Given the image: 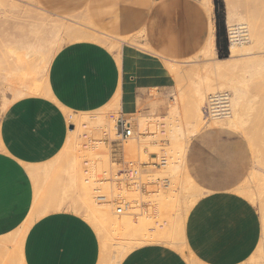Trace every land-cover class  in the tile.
<instances>
[{
    "label": "crops",
    "instance_id": "obj_1",
    "mask_svg": "<svg viewBox=\"0 0 264 264\" xmlns=\"http://www.w3.org/2000/svg\"><path fill=\"white\" fill-rule=\"evenodd\" d=\"M36 1L49 15H87L95 29L105 35L140 32L141 42H147L152 49L139 57L137 46L123 43L118 63L113 51L99 42L66 43L55 52L45 74L52 98L20 96L0 112V264H98L97 231L70 207L37 217L19 236L35 198L36 177L27 168L35 166L41 177V169L61 152L73 126L65 110H98L119 91V115L135 113L142 105L148 111L144 100L149 91L163 92L171 84V76L161 67L162 59L180 60L195 55L207 35V18L197 0ZM212 19L217 54L214 2ZM0 92L3 93L1 86ZM111 145V161L124 165L120 140ZM184 165L201 191L183 224L188 250L202 264H243L261 233L257 209L233 189L250 170L246 141L228 126L203 127L189 139ZM44 172L49 175V168ZM37 180L43 190L44 184ZM141 191L145 195L157 194L155 190L148 193L146 185ZM43 193L39 196L42 202L47 195ZM148 205L141 202V207ZM175 225L173 217L176 234ZM118 264L189 263L176 247L155 241L132 247Z\"/></svg>",
    "mask_w": 264,
    "mask_h": 264
},
{
    "label": "rangeland",
    "instance_id": "obj_2",
    "mask_svg": "<svg viewBox=\"0 0 264 264\" xmlns=\"http://www.w3.org/2000/svg\"><path fill=\"white\" fill-rule=\"evenodd\" d=\"M262 1L264 0H222L224 17L223 22L227 41V55L224 57H229V41L231 35L230 29H228L229 26H227L226 21L225 8L227 4L230 6L231 11L233 12L231 23H243L241 24L243 27H241V25L239 26L242 33H240L239 35V41L243 39L241 41V46L245 48L244 52H241V54H239L238 56L230 59L232 63L233 61L235 62V66L231 67V71H229L226 76L219 79L217 74L211 73L209 72V70L203 68L204 65L214 63L217 58H224L220 57L218 52L216 54V50L215 55L208 61H204V58L199 57L196 54L192 57L180 59L177 61L167 60L163 58L162 60L170 65L167 74H169L172 78L171 84L163 92H160L161 90L157 92V90L155 89H151L149 91V95L144 100L149 108L148 111L143 109L146 105H142L140 110L136 111L135 113L126 115V117L130 119L132 124L131 136H128V139L120 138V136L116 134V129L115 133H113L108 127L97 129L93 125L80 127L75 126V131L77 133L76 139L72 141V143H70L65 152H61L59 156L57 155L53 159V164L51 163V167H49L50 174L46 177L45 175H42L40 177V181L42 182L41 185L44 184L46 188L48 187L50 189L49 192H51L52 196H46L43 202H47L50 199L51 202L57 198L67 202L71 200L70 198H72L73 202L76 201L75 203H79L78 198H80V196L78 195V192H80V188L78 184L80 181L79 178H82L83 184L85 183V185L88 187V192L93 203H104V205H106L109 209L108 218L113 219L115 217L117 220H121L127 217L131 218L134 221H138V219L143 216L142 214L148 216L150 225H147L146 230L150 226L151 227L147 230L148 232L146 233L144 232L146 230L142 231V229L139 230L137 228L128 229L126 231L124 230L125 233L123 232V230L121 232V229H119V231L111 230L109 229L110 227H107L105 229L107 232V241L109 244L107 253L105 255L107 264H115V262L116 264H118L123 255H125L132 246L134 247L136 246V244L139 245L138 241H140V243L142 244L146 241L147 243L151 242L152 239V242H154V240L156 239V242L161 241L170 243L171 241L172 244V241L176 238V235L178 236L180 234L179 232H182L183 227L181 226L183 225V220H185L187 214V211H182V207L184 206L182 205V202L185 199L184 194H191L193 192L190 189L181 190L180 188L181 186H187L184 182H187V179H189L187 184L190 182L189 186L193 185L191 183L194 182L190 181L191 179L189 176H186L187 174L182 177V172H185L186 170L181 169V165L179 164H181V162L184 160L185 150L189 139L203 127L208 126V120H205L203 117L202 105L204 103V100L210 93L218 91L228 92L230 111H232V115H230L229 117L232 118H229L230 120L228 119L227 122L226 120H224V123L226 122L227 124L223 126L231 127L239 134H241L249 147L251 166L246 177L243 179L242 184L244 183V185H251L252 180L255 184H262V182L259 181L257 183L258 179L263 180L264 184V33H262L261 35V33H259L260 30L258 31L257 29L262 26H259V24L261 23L258 20L259 18H257V12H259L258 7L260 6V3ZM77 17L80 16H65V20L71 21ZM56 18L58 17L50 16L44 10H42L36 0H0V86L3 90L5 89V96H9L8 92L10 91L8 89V86L9 83L12 84L10 78H8V76H5V74L18 68L14 56L11 57L10 52L8 51L9 45H15L16 47L17 43L19 42V38H25L26 40L30 41L25 43L26 46H24V49L27 51L30 50L35 54L33 59L30 62L26 61L24 65H22V67H24L25 70H28L31 67L34 68L37 73L36 78L41 81L43 77H45V74H43V67H46L49 61L47 55L50 52V48H53L54 55L61 46L71 42L68 33H66L65 31L54 33L48 29H41V27H39L40 21L44 19L53 20ZM232 27L235 28L236 25H233ZM251 28H253L252 32H250ZM260 29L262 32H264V28L261 27ZM243 30H245V32H243ZM247 31L249 33H247ZM105 36L106 40L112 38L110 39L111 41H113L114 37H116L109 35ZM114 40L117 41L116 39ZM239 41L237 40V43L240 45ZM123 43L124 42L120 43L119 41V46L112 49L113 53L116 55L115 57L118 63H120L121 61L120 52ZM135 43L138 51L142 54L147 50L152 51L151 47L145 41L141 42V40H136ZM141 44H143V47L141 46ZM32 49H35V51ZM5 50L6 53L4 52ZM246 51H248V53ZM182 65L184 67L183 71L176 68V66L182 67ZM223 80L225 82H222ZM222 83L224 84V86H221ZM234 86L240 89L239 91H241V95L239 98V104L237 103L233 107L234 104L232 105L231 103V90ZM212 88L215 89L212 90ZM201 95H204V97L199 104L198 98ZM115 96H117L116 101L113 104L110 103L107 104V106L105 105L101 112H103L109 120L114 121V124L116 125V119L119 116L118 105L120 92L117 91ZM231 107H233V109H231ZM234 108L237 109V112ZM70 112L73 116L80 115V112ZM234 121H236V123ZM72 128H74V125L70 129ZM173 131H175L176 133L178 132L177 134L183 135L182 141L176 140L177 143L176 141H174L175 139H173L172 137ZM117 140H120L122 146L125 163L124 165H116L111 161V144L113 143V141ZM173 141L177 145L174 146V143H172ZM180 142H182L183 145H179ZM178 146H182V148ZM155 155L157 156L156 158L150 157ZM178 160L181 162L177 163ZM75 161H78V165L80 168H78L80 170L79 174L81 175L80 176L78 174L79 178H75L74 174H71L72 171L69 172L70 166L75 163ZM129 161H132L134 164L131 166L127 165ZM53 165H55L57 168L53 167ZM168 166H170L171 168ZM52 167L53 172H51ZM125 167H130L132 169L138 170V173L135 177L136 179L132 178L127 180L123 175H116V171L118 169ZM185 173H183V175ZM260 176H263V179ZM84 177L85 180L87 179L86 181L83 179ZM249 180H251V183L249 182ZM52 183H54V185ZM143 185H146L148 193L155 190L157 191V194L145 195L141 191ZM194 185L196 184L194 183ZM198 191L200 192V190ZM195 192L197 193V191ZM200 195L201 193L197 195V198ZM98 196H104L103 199H105L99 200L97 198ZM244 198H247L255 206L261 221V233L259 240L253 253L249 257V259L259 263L258 261H261L263 259L262 254H264V249H262L264 248V245H262L264 243V241H262V239L264 240V220L262 219L263 217L261 216L258 204H254V202H252V200H254L252 199L253 197L251 198V195H249L248 197L245 196ZM179 201L181 202L178 203ZM141 202L148 203V207H141ZM263 202L264 199L261 202L259 201L261 205L263 204ZM117 207H122L121 213H118L116 211ZM262 209H264V207ZM261 212L263 213L262 210ZM152 215H155V218H153ZM173 217H175L177 227L179 226V228L175 226L174 228L180 229V231L178 230L176 234L173 233ZM154 220H156V222H154ZM180 220L182 221L180 222ZM165 222L167 224V229L165 228ZM91 224L99 235L98 225L96 224L95 226L93 223ZM162 226L165 230H167V232H169V234H167V232L161 228ZM154 227L157 228L156 230L159 232V234L161 233L162 236H164V233L165 235H170L167 236V239L166 236L164 237L166 241L163 240L162 236L159 237L160 235L157 234L158 232L154 233ZM160 230H162L163 232H160ZM140 231H142L143 233H139ZM137 233L144 238L143 242H141L142 240L140 239L142 238L138 236ZM147 233L148 236L151 234L149 236H152L151 239L147 237ZM182 233L179 236H181ZM155 234L158 235V238ZM173 235L174 238H171L173 237ZM182 238L183 236H181V241L179 239H176L173 242H178V240L182 242V240H184V238ZM184 242L183 245H185V247L182 245L183 248L181 247L182 243L179 242V244L177 243L178 245H170L176 247L182 253V250L184 252L188 249L186 247L187 245L184 244ZM116 243L120 244L117 245ZM114 244L116 245L114 246ZM126 245L127 247H124V250H122L123 246ZM260 245H262V248L260 247L259 250L258 247ZM117 246L119 247L117 248ZM187 251H185V253H182L184 254V256L188 254L186 259H189V261H187L193 263L196 260V262H198L197 258L195 259L193 254L192 257L189 256L191 255L189 254L190 251ZM119 252L123 254H120L119 256ZM116 259L117 261H115ZM196 262L193 264H196Z\"/></svg>",
    "mask_w": 264,
    "mask_h": 264
},
{
    "label": "bare ground",
    "instance_id": "obj_3",
    "mask_svg": "<svg viewBox=\"0 0 264 264\" xmlns=\"http://www.w3.org/2000/svg\"><path fill=\"white\" fill-rule=\"evenodd\" d=\"M198 1V3L201 5V7H202V10H203V12L205 13V15H206V18H207V23H208V28H207V35H206V38H205V40H204V43H203V45L201 46V48H200V50L196 53V55L197 56H199V57H202V58H204L205 60L204 61H208V60H210L214 55H215V41H214V22H213V19H212V8H213V3H212V0H197ZM227 2V1H226ZM259 9V12H257L258 13V16H257V18H259L258 20L260 21V23L261 24H259V26H261L262 28H264V1H262L261 3H260V6L258 7ZM225 11H226V21H227V26H229L228 27V29H230V41H229V57H224V58H217V60L216 61H214V63H209V64H207V65H204L203 66V68L204 69H207V70H209V72H211V73H214V74H217L218 75V78L219 79H221V78H223L224 76H226L227 75V73L229 72V71H231V67L232 66H235V62L233 61V63L230 61V59L231 58H233V57H236V56H238L239 54H241V52H244V50H245V48H243L242 46H241V41L243 40L242 38V40L241 41H239V35H240V33H241V28L239 27L241 24H243V23H239V24H232L231 23V19H232V17H233V12L231 11V9H230V6L227 4L226 5V8H225ZM50 16H53V15H50ZM56 17H58V18H56V19H53V20H47V19H44V20H42V21H40V23H39V27H41V29H48V30H50L51 32H54V33H60V32H63V31H65L66 33H68V35H69V37H70V41L72 42V41H77V40H93V41H96V42H99V43H101V44H103V45H105V46H107L110 50H112L113 48H116V47H118L119 45V41H120V43L121 42H124V43H127V44H133V45H135L136 43V40L138 41V40H142L143 39V37H142V34L139 32V33H136V34H131V35H127V36H116V37H114V39H116L117 41H115L114 39H113V41H111L110 39H112V38H110V39H107L106 40V36H105V34L104 33H102V32H100V31H97L96 29H95V26L93 25V23L89 20V18H88V16L87 15H83V16H80V17H77V18H75L74 20H71V21H67V20H65L66 18H65V16H56ZM60 17V18H59ZM257 20V21H258ZM233 25H236V27L234 28V27H232ZM232 27V28H231ZM241 27H243L242 25H241ZM248 27V26H247ZM246 27V28H247ZM253 27V26H252ZM261 27H259V28H257V26H256V28L258 29V31L260 30L261 31ZM249 28H250V26H249ZM252 29L253 28H251V30H250V32H252ZM256 30V29H255ZM249 31V30H248ZM247 31V33H249ZM259 31V33H261V35H262V33H264V32H260ZM264 31V30H263ZM229 32V31H228ZM243 32H245V30H243ZM242 34V33H241ZM251 35H252V33H251ZM251 35H250V37H251ZM260 35V34H259ZM256 36V35H255ZM247 37V36H246ZM249 37V38H250ZM254 37V36H253ZM258 37V36H257ZM260 37V36H259ZM262 37V36H261ZM257 39V38H256ZM237 40L240 42V45L237 43ZM253 40V39H252ZM18 43H17V46L15 47V45L14 46H8V51L10 52V56L12 57V56H14V58H15V62H17V66H18V68L16 69V70H13V71H11V72H7L6 74H5V76H8V78H10V80L12 81L11 83L12 84H10L9 83V86H8V89H9V91L10 92H8V94H9V96L7 97V96H5L4 94V92H6L5 91V89L3 90V93H1L0 92V112L2 113L5 109H6V107L9 105V103L10 102H12L14 99H16V98H18V97H20V96H25V95H31V94H38V95H43V96H47V97H50V98H52V95H51V92H50V90H49V87H48V84H47V82L45 81V77H43V79L40 81V80H38L37 78H36V75H37V73H36V71L34 70V68H32L31 67V64H30V69H28V70H25L24 69V67H22V65H24V63L26 62V61H31L32 59H33V57H34V54L35 53H33V52H31L30 50H25L24 49V46H26V42H30V41H28V40H26L25 38H19L18 39ZM254 42V41H253ZM143 44H141V46H142ZM136 46V45H135ZM29 47H30V45H29ZM138 47H140V46H138ZM143 47V46H142ZM142 47H140V48H142ZM119 49V48H118ZM144 49H146V48H144ZM259 49V48H258ZM32 50H34L35 51V49H32ZM142 50V49H141ZM246 50H249V49H246ZM5 53H6V50L4 51ZM135 52H136V50H135ZM247 53H248V51H246ZM245 52V53H246ZM251 52V51H250ZM3 53V52H2ZM118 53V52H117ZM246 53V54H247ZM263 54V53H262ZM138 55H139V57H142L143 56V54L142 53H140L139 51H138ZM116 56V55H115ZM241 56V55H240ZM10 57V58H11ZM47 57H48V59H49V61H48V63H47V65H46V67H43V69H44V72H43V74H46V72H47V70H48V66H49V63H50V61H51V59H52V57H53V48L51 47L50 48V52L48 53V55H47ZM246 57V56H245ZM259 57V56H258ZM168 60V59H167ZM177 61V60H176ZM186 61V60H185ZM202 62H203V60H202ZM161 67L163 68V70L166 72V73H168V69H169V67H170V65L167 63V62H165V61H163L162 62V65H161ZM176 68L177 69H179V70H182L183 71V65H182V67L181 66H179V67H177L176 66ZM150 69H152V68H150ZM33 71H34V73H33ZM160 76V75H159ZM164 76V75H163ZM6 79V78H5ZM222 82H225L224 80L222 81ZM221 86H224V84L222 83V85ZM213 89H215V88H212V90ZM240 89H238V87H236V86H234V87H232V99H231V103H232V105H233V107L235 106V104H239V98H240V95H241V91H239ZM214 93H216V92H214ZM116 95V94H115ZM114 95V97L110 100V102H108L107 104H110V103H114L115 101H116V97L117 96H115ZM203 97H204V95H201L199 98H198V100H199V104L201 103V100L203 99ZM107 104H106V106H107ZM239 106V105H238ZM233 107H231V109H233ZM236 108V107H235ZM234 108V109H235ZM237 108H239V107H237ZM103 109V107L102 108H100V109H98V110H94V111H91V112H80V115L79 116H73L72 114H71V112L69 111V110H65V116L67 117V120L70 122V123H72L73 125H74V128H72V129H70V131H69V133H68V135H67V139H66V142H65V145L63 146V148H62V150H61V152L63 153V151L65 152L66 151V149H67V147L70 145V143H72V141H74L75 139H76V136H77V133H76V131H75V126H87V125H93L94 127H96L97 129H99V128H106V127H108L110 130H111V132H113V133H115V129H116V126H115V124H114V121H112V120H109L107 117H106V115L103 113V112H101V110ZM240 109H241V107H240ZM237 109H235V111H236ZM240 111V110H239ZM237 112V111H236ZM77 113V112H76ZM236 114V113H235ZM235 114H234V117H235ZM230 115H232V111H230L229 112V114L228 115H226V116H222V117H219V118H213L212 120L211 119H209L208 120V126L209 125H212V124H222V125H226L227 123V120L230 118H232V117H229ZM240 115V114H239ZM236 116H237V114H236ZM238 117V116H237ZM229 119V120H230ZM224 120H226V122L224 123ZM235 123H236V121H234ZM199 123H200V121H199ZM202 123V122H201ZM229 123V122H228ZM232 123V122H231ZM241 124V123H240ZM96 125V126H95ZM207 125V124H206ZM237 126H238V124H237ZM243 126V125H242ZM240 129V128H239ZM243 129V128H242ZM241 130V129H240ZM192 132V131H191ZM195 132V131H194ZM175 133V134H174ZM178 133V132H177ZM175 131H173V135H172V137H173V139H175L174 141H182V138H183V135L182 134H177ZM188 133V132H187ZM242 133H243V131H242ZM116 134H117V132H116ZM189 134V133H188ZM192 134V133H191ZM131 136V135H130ZM129 136V137H130ZM191 137V136H190ZM246 137V136H245ZM250 138V137H249ZM260 138V137H259ZM127 139H128V137H127ZM170 139H171V137H170ZM248 140V139H247ZM174 141L172 142V143H174ZM177 141H176V143H177ZM259 141H260V139H259ZM176 143H174V146L175 145H177ZM260 143H261V141H260ZM182 144V142H180L179 143V145H181ZM258 144V143H257ZM183 145V144H182ZM253 145V144H252ZM254 146V145H253ZM258 146V145H257ZM178 147H180V148H182V146H178ZM177 147V148H178ZM61 152L58 154V156L61 154ZM69 153H70V151H69ZM260 154V153H259ZM182 155V154H181ZM183 156V155H182ZM180 160H182V159H180ZM52 161L53 160H51V162L50 163H47V165L45 166V167H43L42 169H41V175H43V172H44V170H47L49 167H51V163H52ZM178 162H181V161H177V163ZM183 162V163H182ZM181 162V164H179V165H181V169H185V165H184V160ZM61 163V162H60ZM53 164V163H52ZM56 164V163H55ZM68 164V163H67ZM70 165V164H69ZM78 165V161H75V163H73L71 166H70V168H69V172L70 171H72V175L74 174V177L75 178H79V173H80V168H79V165ZM127 165H129V164H127ZM53 167H56L55 165H53ZM53 167H52V171L51 172H53ZM168 167H170V166H168ZM57 168V167H56ZM79 168V169H78ZM171 168V167H170ZM179 168V169H180ZM28 172H29V174H31V176H34V177H36L35 178V198H34V203H33V208H32V210H31V212H30V214H29V216L27 217V219H26V221H25V223L23 224V226L21 227V229H20V231H19V236L21 235V234H23V232L27 229V227L37 218V217H39V216H41V215H43V214H45V213H48V212H50V211H55V210H58V209H61V208H64V207H70V208H72V209H75L76 211L78 210V212H79V214L80 215H82L87 221H89L90 223H93L95 226H96V224L98 225V228H99V231H98V233H99V239H100V256H99V262H98V264H103L104 263V261L106 262V260H105V255H106V253H107V249H108V241H107V232H106V228L107 227H110L109 229H111V230H117V231H119V229H121V232H122V230H123V228H124V230L126 231V230H128V229H142V231H144V230H146V228H147V225L149 224V219H148V216L147 215H145V214H142L143 216L140 218V219H138V221H134V220H132L131 218H127V217H125V218H123V219H121V220H117L115 217L113 218V219H111V218H108V208H107V206L106 205H104V203H99V204H94L93 203V201H92V199H91V197H90V195H89V192H88V187L85 185V183L83 184V182H82V178H79V191L81 192H78L79 194V196H80V198H78V202L79 203H75L76 201H74L73 202V199L72 198H70L71 200H69V204L67 203H65V201H63L62 199H58L57 198V200L55 199L52 203H50L49 201H47L46 203H48V204H45L44 202H42L41 201V199H40V197H41V195H42V193L44 192V193H46L47 195H51V192H49V188L47 187H44L43 188V190H42V186H40L39 187V185L40 184H38V180L37 179H40V173L38 174V171H37V169H36V167L35 166H29L28 168ZM55 169V168H54ZM71 169V170H70ZM176 169H177V167H176ZM49 170H50V168H49ZM56 170V169H55ZM55 170H54V172H55ZM40 171V170H39ZM187 171V170H186ZM185 171V172H186ZM184 171L182 172V177L183 176H185L187 173H185ZM183 173H185L184 175H183ZM79 174V175H78ZM181 174V173H180ZM44 175H45V172H44ZM48 176V175H47ZM81 176V175H80ZM175 176V175H174ZM181 176V175H180ZM186 176H188V175H186ZM46 177V176H45ZM259 177V176H258ZM260 177H262V179H263V176H260ZM181 178V177H180ZM185 178H188V177H185ZM185 178H184V180H185ZM49 179H51V178H49ZM57 179V178H56ZM84 180H85V177L83 178ZM136 179V178H135ZM178 179V178H177ZM41 180V179H40ZM87 180V179H86ZM85 180V181H86ZM188 181H189V179H187ZM84 181V182H85ZM187 181V182H188ZM190 181H192V180H190ZM256 181V180H255ZM254 181V182H255ZM258 181L259 182H262V184L260 183V184H255V183H253V180H252V183H251V180H249V182L251 183V185L250 184H246V185H244V183L242 184V181L240 182L241 184H237L236 185V187L235 188H233L238 194H240V195H242L243 197H248L249 195H251V198L252 199H254V200H252V202H254V204L256 203V204H258V207H259V209H260V213H261V216L263 217L262 219L264 220V209H262L263 207H264V202H263V204L261 205L260 203H259V201L261 202V201H263V199H264V184H263V180H257V183H258ZM41 182V181H40ZM39 182V183H40ZM47 182V181H46ZM185 182V184L187 185V186H185V187H182L181 186V190H183V189H190L193 193H191V194H184L185 195V199L183 200V202H184V204H183V202H182V205H184L182 208H183V212H185V211H188L189 210V208L191 207V205L195 202V200L197 199V195H199L200 193H201V191L199 192L198 190H199V186L197 187V185H194V183H191V184H193V185H190L189 186V183L187 184V182L186 181H184ZM48 183H50V182H48ZM89 183V182H88ZM180 183H181V181H180ZM53 185H54V183H52ZM49 186H51V185H49ZM58 186V185H57ZM54 187V186H53ZM56 187V186H55ZM179 189V190H180ZM201 189V188H200ZM55 190V189H54ZM42 191V193H40ZM52 191V190H51ZM56 191V190H55ZM177 191H178V189H177ZM195 191H197V193L195 192ZM54 192V191H53ZM182 192V191H181ZM44 193H43V195H44ZM77 193V192H76ZM197 194V195H196ZM46 195V196H47ZM40 196V197H39ZM53 196H54V193H53ZM179 196V195H178ZM50 197H52V196H50ZM104 197V196H103ZM176 197V196H175ZM181 197V196H180ZM261 198H263V199H261ZM53 199H54V197H53ZM80 199V200H79ZM103 199V198H102ZM101 199V200H102ZM105 199V198H104ZM103 199V200H104ZM178 199V198H177ZM247 199V198H246ZM249 199H250V197H249ZM166 201V200H165ZM168 201V200H167ZM176 201V200H175ZM250 201H251V199H250ZM169 202V201H168ZM181 201H179L178 203H180ZM41 205V206H40ZM172 205V204H171ZM168 206V205H167ZM42 207V208H41ZM126 207V206H125ZM262 207V208H261ZM181 208V209H182ZM68 209V208H67ZM71 210V209H70ZM261 210L263 211V213L261 212ZM78 212H76L77 214H78ZM110 214V213H109ZM182 214H185V213H182ZM182 216V215H181ZM184 216V215H183ZM100 217H102V218H100ZM150 218V217H149ZM103 220V221H102ZM151 220V219H150ZM182 220H180V222H181ZM184 221V220H183ZM108 222V223H107ZM179 223V222H178ZM183 223V222H182ZM182 223H181V225H182ZM184 224V223H183ZM150 225V224H149ZM161 225V224H160ZM164 225V224H163ZM166 222H165V228H166ZM180 225V226H181ZM264 225V224H263ZM176 226V225H175ZM151 227V226H150ZM150 227L148 228V229H150ZM181 227H183V225L181 226ZM160 228V227H159ZM162 229H164L163 228V226L161 227ZM178 228H179V226H178ZM147 229V230H148ZM157 228H155L154 227V233L156 232H158L157 230H156ZM167 229V228H166ZM144 231L145 233L146 232H148V231ZM159 230V229H158ZM165 230V229H164ZM179 231H180V229H178ZM182 230V229H181ZM142 231H140L139 233H143ZM162 230H160V232H161ZM166 232H167V230H165ZM264 231V230H263ZM163 232V231H162ZM151 233H153V232H151ZM171 233V232H170ZM180 234L182 233V232H179ZM178 233V234H179ZM135 234V233H134ZM138 234V233H137ZM157 234H159V232L157 233ZM167 234H169V232H167ZM179 234V235H180ZM147 235V237L148 238H152V236L151 237H149L148 236V233L146 234ZM156 235V234H155ZM160 236L159 237H161L162 235H161V233L159 234ZM164 236H162L163 237V240H165V236H166V239H167V236H170V235H165V233L163 234ZM177 236L176 235V238L174 239V240H176V239H181V236H183V233H182V235L181 236ZM138 236H140L139 234H138ZM137 236V237H138ZM141 237V236H140ZM147 237H146V239H147ZM156 237L158 238V235H156ZM179 237V238H178ZM142 239H140V240H142L141 242H143V237H141ZM169 238V237H168ZM171 238H174V235H173V237H171ZM139 239V238H138ZM155 239V238H154ZM162 239V238H161ZM183 239V238H182ZM156 240V239H155ZM155 240H154V242H155ZM159 240H160V238H159ZM173 240V241H174ZM178 240V242L179 243H182L181 244V247L183 248V246L185 247V245H183V242H184V240H182V242H180ZM137 241V240H136ZM145 241V240H144ZM152 241H153V239H152ZM151 241V242H152ZM166 241V240H165ZM172 241V244L174 245V244H176V245H178L179 243L176 241V242H173ZM262 241H264L263 239H262ZM19 242H21V241H19ZM139 242V245L141 244L140 243V241H138ZM137 242V243H138ZM159 242H161V241H159ZM169 242V241H168ZM120 243H122V242H120ZM120 243H116L117 245L118 244H120ZM143 243H147V241L146 242H143ZM142 243V244H143ZM162 243V242H161ZM167 243V242H166ZM178 243V244H177ZM116 244H114V246L116 245ZM168 244H171V241H170V243H168ZM171 244V245H172ZM184 244H186L185 242H184ZM261 244H262V242H261ZM123 245H125V244H123ZM129 245V244H128ZM183 245V246H182ZM262 245H264V243L262 244ZM262 245H260L258 248H259V250H260V247L262 248ZM120 246V245H119ZM119 246H117V248L119 247ZM136 246H137V244H136ZM124 247H127V245L126 246H123V249L122 250H124ZM133 247V246H132ZM131 247V248H132ZM180 247V248H181ZM187 247V246H186ZM121 248H122V246H121ZM120 249V248H119ZM127 249V248H126ZM129 249V248H128ZM262 249H264V248H262ZM185 250V249H184ZM188 250V249H187ZM186 250V251H187ZM122 252H124V251H122ZM128 252V251H127ZM263 252H264V250H263ZM182 253H184L183 252V250H182ZM113 254V253H112ZM120 254L122 255L123 253H120L119 252V256H120ZM189 254H191V253H189ZM183 255V254H182ZM263 256H262V260L261 261H258L259 263H257V262H255V261H253V260H251V259H247V260H245L244 262H243V264H264V254H262ZM124 256V255H123ZM186 256V258H187V256H188V254H186L185 255ZM189 256H193L192 254L191 255H189ZM118 258V257H117ZM120 258V257H119ZM189 258V257H188ZM194 258L196 259V257L194 256ZM188 261H189V259H187ZM198 260V259H197ZM115 261H117V259L115 260ZM187 261V262H188ZM191 261H193V260H191ZM110 262V261H109ZM195 262H196V260H195ZM195 262H193V263H195ZM189 264H193L192 262H188ZM202 264V262H200L199 260H198V262H196V264ZM115 264H116V262H115Z\"/></svg>",
    "mask_w": 264,
    "mask_h": 264
},
{
    "label": "built area",
    "instance_id": "obj_4",
    "mask_svg": "<svg viewBox=\"0 0 264 264\" xmlns=\"http://www.w3.org/2000/svg\"><path fill=\"white\" fill-rule=\"evenodd\" d=\"M229 112V94L227 91H218L216 93H210L206 97L202 105V113L205 120L226 116L229 114ZM115 126L117 135H119L120 138L124 139L131 135L132 124L130 119H128L126 116L119 115L116 119ZM128 164L129 166H131L134 163L132 161H129ZM137 173V169L125 167L121 169L120 172H116V175H123L127 180H129L135 178ZM97 198L100 200L103 198V196H98ZM116 211L118 213H121L122 207H117Z\"/></svg>",
    "mask_w": 264,
    "mask_h": 264
},
{
    "label": "trees",
    "instance_id": "obj_5",
    "mask_svg": "<svg viewBox=\"0 0 264 264\" xmlns=\"http://www.w3.org/2000/svg\"><path fill=\"white\" fill-rule=\"evenodd\" d=\"M215 5L216 26H217V39L216 46L220 57L227 55V41L225 36V27L223 22V2L222 0H213Z\"/></svg>",
    "mask_w": 264,
    "mask_h": 264
}]
</instances>
